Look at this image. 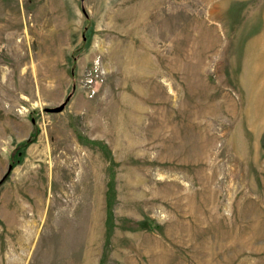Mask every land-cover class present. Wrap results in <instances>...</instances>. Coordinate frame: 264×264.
<instances>
[{
    "label": "rangeland",
    "instance_id": "374dc122",
    "mask_svg": "<svg viewBox=\"0 0 264 264\" xmlns=\"http://www.w3.org/2000/svg\"><path fill=\"white\" fill-rule=\"evenodd\" d=\"M0 264H264V0H0Z\"/></svg>",
    "mask_w": 264,
    "mask_h": 264
},
{
    "label": "water",
    "instance_id": "95a60500",
    "mask_svg": "<svg viewBox=\"0 0 264 264\" xmlns=\"http://www.w3.org/2000/svg\"><path fill=\"white\" fill-rule=\"evenodd\" d=\"M64 106H65L64 103H62L59 107L52 108V109H46L45 111L49 113H54V114L59 113L63 110Z\"/></svg>",
    "mask_w": 264,
    "mask_h": 264
}]
</instances>
